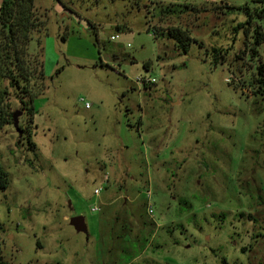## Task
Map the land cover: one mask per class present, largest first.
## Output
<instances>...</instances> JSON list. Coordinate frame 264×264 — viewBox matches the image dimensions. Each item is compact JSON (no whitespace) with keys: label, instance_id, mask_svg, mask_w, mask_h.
Returning <instances> with one entry per match:
<instances>
[{"label":"rangeland","instance_id":"374dc122","mask_svg":"<svg viewBox=\"0 0 264 264\" xmlns=\"http://www.w3.org/2000/svg\"><path fill=\"white\" fill-rule=\"evenodd\" d=\"M35 4L47 88L0 128V264H264V0Z\"/></svg>","mask_w":264,"mask_h":264},{"label":"trees","instance_id":"16d2710c","mask_svg":"<svg viewBox=\"0 0 264 264\" xmlns=\"http://www.w3.org/2000/svg\"><path fill=\"white\" fill-rule=\"evenodd\" d=\"M233 6H229L232 8ZM47 31L46 19L35 0H2L0 4V128L13 123L12 97L33 118L32 99L47 88L44 71V49L41 34ZM255 43L263 42V33L255 29ZM176 44L187 51L192 37L186 29L168 27L166 33ZM37 41L32 50L30 43ZM216 58L220 50L215 49ZM148 68V63H145ZM26 132V128H23ZM30 134V132L28 133ZM8 174L0 165V190L6 189ZM2 225L0 224V228ZM2 264H8L3 262Z\"/></svg>","mask_w":264,"mask_h":264},{"label":"water","instance_id":"95a60500","mask_svg":"<svg viewBox=\"0 0 264 264\" xmlns=\"http://www.w3.org/2000/svg\"><path fill=\"white\" fill-rule=\"evenodd\" d=\"M23 115V110H16L13 114V124L16 127V129L19 131L20 134L23 133L22 128L20 127L19 124V118ZM70 223L73 225L78 231L84 230L86 231V224L84 217L82 215H76L70 218Z\"/></svg>","mask_w":264,"mask_h":264},{"label":"built area","instance_id":"2783aa9c","mask_svg":"<svg viewBox=\"0 0 264 264\" xmlns=\"http://www.w3.org/2000/svg\"><path fill=\"white\" fill-rule=\"evenodd\" d=\"M111 38H112V39H115L116 37H115V36H112ZM152 82H154V79H151L150 77H149V78L138 77V78L136 79V83L139 84L140 86H141V85H144V84H147V83H152ZM86 106L88 107L89 104L86 103ZM104 179H105V180H108V176H107V174L104 175ZM94 192H95V194H99V193H100V189H99V188H96ZM97 209H98V207H93V210H94V211L97 210Z\"/></svg>","mask_w":264,"mask_h":264}]
</instances>
